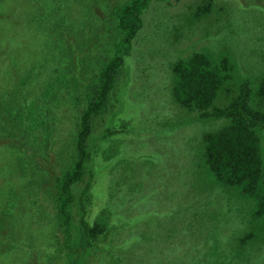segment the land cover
<instances>
[{"label": "trees", "instance_id": "obj_1", "mask_svg": "<svg viewBox=\"0 0 264 264\" xmlns=\"http://www.w3.org/2000/svg\"><path fill=\"white\" fill-rule=\"evenodd\" d=\"M160 1L166 0H0V144L11 141L21 150L9 155L0 148V264H36L34 251L41 255L39 264H101L99 251L110 258L105 264H163L172 250L164 258L154 255L165 254L161 246L170 241L181 248L182 233L189 246L181 264H264V72L254 76L241 63L261 53L239 48V27H245L234 13L247 7L261 11V6L198 0L195 7H185L188 29L202 31L208 22L215 29L205 31L209 40L202 49L173 59L169 49L162 52V62L157 58V66L169 64L172 82L165 92L167 105H152L148 114L158 111L153 118L165 119L159 114L173 106L188 114L186 121L165 129V122L153 123V118L136 124L135 108L126 99L131 50L135 41L146 50L156 46L158 36L146 26L144 14ZM24 5L33 8L24 10ZM20 37L44 46L57 63L45 81L39 79L48 68L45 59L18 62L19 45L6 48ZM151 53L157 55L150 51L146 59ZM194 122L214 127L199 138L194 133L200 147L185 173L194 172L183 174L187 189L181 195L164 191L166 183L172 188L173 180L182 179L168 176L178 170L175 166L162 168L159 186L125 180L102 194L117 176L109 169L117 151L121 156L125 146L135 152V140L169 139L171 129ZM146 154L137 157L152 164L159 160L156 147ZM21 164L26 167L18 172ZM27 189L36 200L30 214L20 203ZM112 191H123L121 198L135 207L160 200L165 210L128 218L129 212L125 223L118 222L107 210ZM97 192L107 197L104 205L98 204ZM44 194L51 199L47 209L40 204ZM94 206L103 208L94 211ZM31 226L37 229L24 230ZM194 237L201 241L192 247ZM195 249L204 257L189 256Z\"/></svg>", "mask_w": 264, "mask_h": 264}, {"label": "rangeland", "instance_id": "obj_2", "mask_svg": "<svg viewBox=\"0 0 264 264\" xmlns=\"http://www.w3.org/2000/svg\"><path fill=\"white\" fill-rule=\"evenodd\" d=\"M198 0H166V1H160V2H152L149 5L148 10L144 14V19L146 22V26H148L151 31L157 35L158 37L155 40L154 47L146 50V47L144 44L139 43L138 41H135L134 46L131 50L129 60H130V83L129 88L126 92V99L129 101L131 105L135 108L134 114L137 115V119L135 120L136 124L141 123V120L139 118H144L146 121L147 118L151 119L153 118V115H157L159 112L156 111L153 114L149 115L148 113L151 110L152 105L157 106L159 103L167 105L168 96L166 95V91L169 88L170 93V86H171V72L169 64H162L157 66L158 62L157 58L160 57V62L164 59V54L166 50L171 49L170 51V59H173V57L178 56H185L189 51L193 50H199L202 49V47L208 45V40L205 31H208L209 28L215 29L214 25H211L209 22L206 25V27L200 31V27H193L194 30L188 29L191 25L187 24L186 15L183 13H187L185 7L193 6L195 7L198 5ZM202 1V0H201ZM218 1V0H217ZM219 1H228V0H219ZM241 3H245V5H260L261 11L258 10L255 7H247L243 12L240 10L235 9L234 13L236 14V19L239 24L242 23V26L245 28L239 27V34L241 37V43L239 44V48L241 50H247L251 47H253L254 52H258L261 56V58L256 57L255 59H251L250 56H246L241 58V63L244 65L245 69L252 72L254 76L262 74L264 72V0H240ZM230 4H235L236 0H229ZM28 4V3H26ZM25 6V5H24ZM31 6V5H30ZM29 5H26L24 7V10L29 9ZM32 7V6H31ZM236 7V6H235ZM232 6V9L235 8ZM33 8V7H32ZM234 14V15H235ZM223 19H228V15H222ZM235 18L233 17L230 21L233 23ZM261 24V31H259L258 25ZM97 26L96 22L93 23V26H89L90 29H87L88 36L92 33L93 29L92 27ZM173 26V27H172ZM81 27H83V24H81ZM172 27V28H171ZM147 30L148 28L145 27ZM199 28V29H198ZM220 28L226 29L227 27L223 26V22L220 24ZM85 29V26L83 27ZM253 32H258L253 35ZM16 39V38H15ZM12 40L9 43H6V48H13L15 46L19 47V53L20 58H17L15 61L21 62L22 60H29L31 58H34L35 60H42V63L46 62L48 64V68L42 69V75H39V79H43L45 81L46 76L52 75V70H54L57 67V63L53 62L51 60L50 54L47 52V49L44 48V46H38L36 42L30 41V43L26 42V39L24 37H20L16 40ZM138 42V43H137ZM27 44V45H26ZM138 44L139 46H137ZM160 47V48H159ZM165 47V48H164ZM188 48V49H187ZM146 50V51H145ZM155 50L157 55H154V53H151L149 56H147L146 59V53ZM162 53V54H161ZM142 54V55H141ZM241 54V52H240ZM260 60L261 62H259ZM44 67H46L45 64H43ZM160 84L162 87H160ZM157 92V96L154 94ZM162 91V92H161ZM153 95V97H151ZM171 97V96H170ZM134 104H138L137 107L134 106ZM145 107V108H144ZM140 108H143L140 110ZM139 112L140 115H139ZM159 116H166V118H153V123L156 121H163L167 124L165 129H170V125L168 123H179L184 122L188 119V114L179 113L177 112L176 106L169 107L166 112L160 113ZM25 122H23L24 124ZM214 126H211L208 123H200V122H194L189 124H182L179 127H175V129H171L172 131L169 132L170 137L167 138H161V137H153L146 140L144 143L143 140H135L136 148L133 145L132 148L135 149V152H132L131 148H125L124 146V153L120 156L119 152L112 157L113 159L110 161L109 169L110 174L112 170H117L116 174L117 176L111 177L110 183L108 184V187L105 184V192L102 193L103 195L108 194V190L113 189L115 184L120 187L121 181L125 182V180H128L129 182L140 180V182H143L145 187L153 188L156 186H159L162 183V178L159 177L160 173H162L163 167L174 166L178 168V170H173L171 174L168 176H177L181 177L180 180H173V186L170 188L168 184L166 183L167 189L164 190L165 194L168 191V189L174 190L177 192V194L181 195V191H185L187 187L185 186V177H183V174H192L194 170L192 168L189 169L187 173L186 170L189 168V162L192 161V158L195 157L196 153H198L200 145H198L197 142L193 141L194 133H196L197 137H201L205 130L212 129ZM262 143L264 141V131L262 132ZM191 139V140H190ZM192 143H189L191 142ZM124 144V140L121 142ZM148 145V146H145ZM157 148L160 151V154L158 156L157 162L155 164H152L150 162H147L150 158L142 159L141 157H137L139 155L146 154L148 149ZM0 148L6 150V152L11 155L16 152H20V147L11 141L1 142ZM161 151L164 154V157L161 153ZM130 155V159L128 156ZM148 156V154H146ZM120 157V158H119ZM130 160V161H127ZM127 161V162H126ZM124 162L126 164H124ZM185 162V163H183ZM184 164L181 166V164ZM22 165H17V171L21 172ZM25 166V165H23ZM26 167V166H25ZM180 168V169H179ZM27 169V168H26ZM183 170V172L180 173L179 170ZM121 170V172H120ZM123 171V172H122ZM140 173L142 175L141 179L140 176L136 177V175ZM22 176H29V175H22ZM135 176V177H134ZM28 178V177H26ZM26 178L24 180H26ZM127 183V184H128ZM127 184L122 186H126ZM163 184V183H162ZM129 186H133L134 184H128ZM116 187V186H115ZM127 190V189H123ZM27 193L22 194L20 198V203L27 208L28 213H32L34 205H35V199L32 197L31 190H26ZM115 191H112V195L109 200V205L107 207V210L112 214V217H116L118 222L124 221L125 214H129L131 217L132 215H140L141 217L144 215H147L150 213L147 211L149 209H156L157 211L163 213L165 210V205L163 203L157 200H149L147 202L140 201L139 204L133 206L130 202L128 203V199H122L120 195H122L123 191H120L119 193H113ZM186 194V193H185ZM196 196V193H194ZM97 197L99 198V203L101 205H104V203L107 202V197L103 196L101 197V194L99 192L96 193ZM41 197V195H40ZM138 197V196H137ZM192 197H194L193 194L189 195L190 201H192ZM44 199L41 200V205L45 206L46 209L49 208V201L51 199L47 197V194H44ZM137 203V202H136ZM34 204V205H33ZM33 205V206H32ZM103 208V206H100L97 208V206L93 207V210H99ZM106 208V207H105ZM27 212L23 213L25 223L27 222V219L29 217ZM167 214V212H166ZM28 215V216H27ZM183 216V213H181ZM151 216V215H150ZM166 216V215H165ZM139 217V216H138ZM164 215H160V218H163ZM165 220L167 221V217H165ZM149 222H154L152 219H148ZM237 222V221H236ZM234 223L233 225L235 226ZM28 226V225H27ZM36 230L35 227H29L24 230ZM151 229V228H150ZM188 235V234H187ZM189 236V235H188ZM123 238V235L121 236V239ZM179 239L184 240V245L181 246V248L178 246L177 242L170 241L169 243L165 245H162L161 247L167 249L166 253L164 254L161 250H158L159 252L163 254H156L154 256L158 258H164L169 250H172L171 254L168 256V260H164L163 264H170L167 263L169 260H173V264H181L183 257L185 256V252L187 250H184L186 247L189 246V242L186 243L185 235L182 233ZM188 241H190L189 237L187 238ZM182 240V241H183ZM108 241V240H107ZM201 241L200 237H194L192 241L190 242V245L192 247H195L199 244ZM116 242V241H114ZM112 242V243H114ZM184 250V251H183ZM33 255L35 256V262L36 264H39L41 261V255L38 256V254L34 251ZM205 253L202 250H190L189 256L193 257L194 260H198L200 257H204ZM99 259L101 264H105L108 262L109 256L99 251ZM11 261H16V259H12ZM156 260L149 259V263H152ZM44 262V260L42 261ZM24 263V258H23ZM28 264V262L24 263ZM148 264V263H147Z\"/></svg>", "mask_w": 264, "mask_h": 264}]
</instances>
